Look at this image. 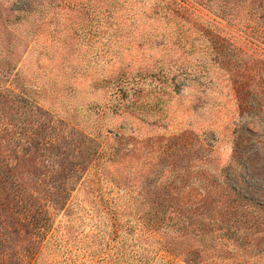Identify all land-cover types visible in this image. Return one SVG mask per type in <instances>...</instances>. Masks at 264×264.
<instances>
[{
    "label": "rangeland",
    "instance_id": "1",
    "mask_svg": "<svg viewBox=\"0 0 264 264\" xmlns=\"http://www.w3.org/2000/svg\"><path fill=\"white\" fill-rule=\"evenodd\" d=\"M53 1L0 0V168L19 184L14 196L0 180V236L39 245L35 264H92L104 215L78 187L93 180L78 179L69 213L52 217L48 194L66 157L91 169L98 145L115 155L94 181L126 216L159 202L187 233L181 254L157 264H264V20L224 25L239 35L235 69L213 54L214 27L165 43L146 33L180 29L115 24L113 34L96 12Z\"/></svg>",
    "mask_w": 264,
    "mask_h": 264
},
{
    "label": "trees",
    "instance_id": "2",
    "mask_svg": "<svg viewBox=\"0 0 264 264\" xmlns=\"http://www.w3.org/2000/svg\"><path fill=\"white\" fill-rule=\"evenodd\" d=\"M53 5L57 8L71 10L85 8L88 12H96L94 17L98 21L99 28L101 30L112 29L113 34H117L118 30L113 27L115 24L120 25L119 28L126 25L142 27L150 25L180 29V31L146 33L148 36H153V39L158 37L163 39L165 43L171 42L172 39L176 40V38H186L188 30H185V28L214 27L216 31L211 41L213 54L220 60L219 64L223 58H226L227 65L235 69L240 66L243 54L239 46V35L236 30L228 29L224 25L239 27L245 21L253 23L264 20V0H54ZM189 34H191L190 31ZM117 79L119 78L116 77L114 80L110 79L109 81L112 80V83H114ZM120 82L121 80L117 84ZM121 90L123 92L122 96L127 98L129 96L128 87ZM97 146L90 149L92 153L87 159V165H95L98 162L96 163L97 166L91 168L92 171L91 169H84V171L78 172L72 167L74 166L73 161L69 157H66L65 162H67V165L62 168L64 171L61 170L58 173L54 171L59 181L57 185L52 186L48 194L53 204L50 215L54 217L58 212L57 209L62 206L64 213L71 211L70 198L77 189L78 179L81 175L86 174L88 178L90 177V182L93 180L94 183L91 184L92 187H84L86 186L84 184L81 187L80 185L78 187V189H81L79 193L91 196L95 201L97 200L98 208L104 215L98 230L100 238L98 255L92 264H157L161 253L180 255L181 253L177 251L176 244L179 238H183L187 233L180 231L181 228L174 216H167L162 203L155 202L156 207L146 205L144 211H139L137 205H132L135 215L128 217L124 213L126 207H122L111 199L110 193L94 181L97 169L107 161L113 160L115 155L109 150H99ZM83 158L79 157L81 161H84ZM47 174L54 176L48 168L42 169L40 172V175L46 178ZM1 179L5 183L4 185L7 184L10 187V192L14 190L11 195L16 196L19 184L15 175L10 170L0 168ZM40 220H42V215L40 218L35 216V221L41 222L39 223L41 229L43 228L41 224L44 221ZM201 222L203 226L206 225L205 220H201ZM40 229L38 230L40 231ZM144 232H148L150 238L154 240L151 246L152 250L150 253L147 252L146 256L143 253H138L139 240H142L145 236ZM6 234L0 236V264H35L33 260L40 251V246L35 244L30 250H18L16 249V242L14 243L15 238L13 239ZM207 238L212 237L206 234L202 240Z\"/></svg>",
    "mask_w": 264,
    "mask_h": 264
}]
</instances>
